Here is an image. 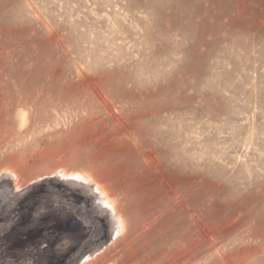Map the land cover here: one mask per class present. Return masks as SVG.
<instances>
[{
	"label": "rangeland",
	"instance_id": "rangeland-1",
	"mask_svg": "<svg viewBox=\"0 0 264 264\" xmlns=\"http://www.w3.org/2000/svg\"><path fill=\"white\" fill-rule=\"evenodd\" d=\"M29 27L99 114L19 119L0 264H264V0H0V60Z\"/></svg>",
	"mask_w": 264,
	"mask_h": 264
},
{
	"label": "bare ground",
	"instance_id": "bare-ground-1",
	"mask_svg": "<svg viewBox=\"0 0 264 264\" xmlns=\"http://www.w3.org/2000/svg\"><path fill=\"white\" fill-rule=\"evenodd\" d=\"M14 25L15 23H12V26ZM32 29L31 27L28 28L29 36L26 40L12 41L6 48L7 57L0 60V67L7 69L6 79L11 81L6 87L9 97H7V102L3 104V119L0 124V151L2 148L11 150V153L2 160V156H0V164L4 167L17 166V157L25 156V151L21 148L28 142L22 139L23 133L18 127L19 119L30 118L31 129H33L36 127L37 119L44 122L50 120V107L53 103L55 106L61 104L74 106L78 111L87 109L92 115L99 114V112H93L94 103L83 100L89 96V92L79 90L76 93H71L68 89L53 82L52 62L55 61L57 54L55 53V45L52 42L45 43L38 37L31 36ZM63 57L65 58V56ZM62 74L63 72L60 71L59 75ZM42 100L44 102L39 108V101ZM53 162H47L48 165L46 166L42 165L41 170L32 167L26 168L24 172L28 178L32 177L40 171L50 170ZM67 163L75 169L83 168L86 164L78 159Z\"/></svg>",
	"mask_w": 264,
	"mask_h": 264
},
{
	"label": "crops",
	"instance_id": "crops-1",
	"mask_svg": "<svg viewBox=\"0 0 264 264\" xmlns=\"http://www.w3.org/2000/svg\"><path fill=\"white\" fill-rule=\"evenodd\" d=\"M25 158H29V157H27V156H24ZM20 158L21 157H17V160H20ZM54 161V160H53ZM53 165H54V163H53ZM46 166V165H45ZM32 167H35V168H39L40 170H41V168H42V165H40V162L37 164V163H35V164H33L32 166H28L27 168H32ZM52 169V168H51ZM50 169V170H51ZM50 170H48V171H50ZM40 173H42L41 171H40ZM40 173H38V174H40ZM37 175V174H36ZM35 176V175H34Z\"/></svg>",
	"mask_w": 264,
	"mask_h": 264
}]
</instances>
